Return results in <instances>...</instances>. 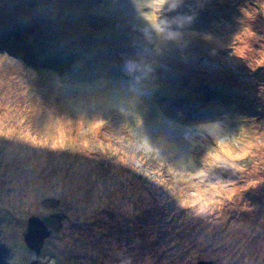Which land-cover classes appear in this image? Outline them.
I'll return each mask as SVG.
<instances>
[{
	"label": "rangeland",
	"instance_id": "1",
	"mask_svg": "<svg viewBox=\"0 0 264 264\" xmlns=\"http://www.w3.org/2000/svg\"><path fill=\"white\" fill-rule=\"evenodd\" d=\"M179 11L183 44L131 97L124 60L154 44L130 0H0L8 264H264V0Z\"/></svg>",
	"mask_w": 264,
	"mask_h": 264
},
{
	"label": "clouds",
	"instance_id": "2",
	"mask_svg": "<svg viewBox=\"0 0 264 264\" xmlns=\"http://www.w3.org/2000/svg\"><path fill=\"white\" fill-rule=\"evenodd\" d=\"M130 2L150 29V33H145V38L154 44L151 53L137 52L133 57L124 60L122 70L128 77L125 86L129 95L136 97L150 86L156 63L155 57L161 54L162 49L169 42L177 46L183 44L186 34L183 30L194 22L195 13L179 11L185 0H130ZM169 13L175 15H168Z\"/></svg>",
	"mask_w": 264,
	"mask_h": 264
},
{
	"label": "water",
	"instance_id": "3",
	"mask_svg": "<svg viewBox=\"0 0 264 264\" xmlns=\"http://www.w3.org/2000/svg\"><path fill=\"white\" fill-rule=\"evenodd\" d=\"M51 231L43 220L38 218H31L28 223V233L25 235L24 240L29 250L39 253L44 245L45 240L50 236ZM9 250L8 247L0 243V264H8ZM44 262L43 264H46ZM30 264H42L37 260L32 261ZM198 264H212V262L201 261Z\"/></svg>",
	"mask_w": 264,
	"mask_h": 264
},
{
	"label": "trees",
	"instance_id": "4",
	"mask_svg": "<svg viewBox=\"0 0 264 264\" xmlns=\"http://www.w3.org/2000/svg\"><path fill=\"white\" fill-rule=\"evenodd\" d=\"M40 60L41 61H45L46 60V56H41L40 57ZM85 68L87 67V66H84ZM65 70V69H64ZM55 71H57L56 69H55ZM72 72L74 75H72V76H77V77H79L80 79H83L84 78V75L85 74H83V73H81L80 71H79V69H77V68H74V67H70V69L69 70H65V72ZM105 72V71H104ZM103 69H100V73L103 75ZM104 76V75H103ZM102 77V76H101ZM101 77H97V78H101ZM244 106H245V104H243ZM243 106V107H244ZM51 219V218H50ZM47 224V223H46ZM48 226H51L49 223L47 224Z\"/></svg>",
	"mask_w": 264,
	"mask_h": 264
},
{
	"label": "snow or ice",
	"instance_id": "5",
	"mask_svg": "<svg viewBox=\"0 0 264 264\" xmlns=\"http://www.w3.org/2000/svg\"><path fill=\"white\" fill-rule=\"evenodd\" d=\"M185 206H188V205H187V202H185ZM203 210H204V209L202 208L201 211H203Z\"/></svg>",
	"mask_w": 264,
	"mask_h": 264
},
{
	"label": "bare ground",
	"instance_id": "6",
	"mask_svg": "<svg viewBox=\"0 0 264 264\" xmlns=\"http://www.w3.org/2000/svg\"><path fill=\"white\" fill-rule=\"evenodd\" d=\"M105 71V69L103 68V72ZM244 106V105H243Z\"/></svg>",
	"mask_w": 264,
	"mask_h": 264
}]
</instances>
